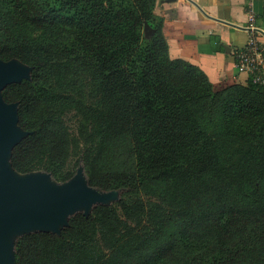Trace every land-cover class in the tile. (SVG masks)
I'll list each match as a JSON object with an SVG mask.
<instances>
[{
	"label": "trees",
	"instance_id": "16d2710c",
	"mask_svg": "<svg viewBox=\"0 0 264 264\" xmlns=\"http://www.w3.org/2000/svg\"><path fill=\"white\" fill-rule=\"evenodd\" d=\"M5 1L4 7L14 1L23 3L0 0V5ZM27 1L47 28L46 36L15 46L0 41V59L14 57L32 67L30 80L19 85L16 93L9 88L2 92L4 101L18 103L17 124L28 131L11 149V168L29 171L33 156L40 153L46 155V170L53 178H69L63 170L71 135L50 105L52 101L46 105L54 90L44 86L48 68L62 62L71 64L72 92L83 96L90 88V98L104 102L100 131L121 145L132 165L115 162L109 154L110 161L91 176L94 168L85 159L89 184L103 190L121 189V198L114 205H95L87 216H71L59 235L49 231L22 235L15 242L16 264H39L28 261L34 244L54 246L81 238L96 222L111 226L118 211L131 223H124L129 234L148 239L163 236L203 196L218 192L214 190L218 185L212 184L204 189L205 194L182 205L164 192L151 202L145 195L147 185H196L213 177L218 157L211 130L226 121L225 109L236 113L237 130L244 131L252 150L242 168L248 180L241 196L263 207L231 210L226 222L228 226L236 223V236H222L213 247L179 254L172 240L160 239L156 264H264V165L251 169L256 158H264V86L248 80L245 85L216 90L200 68L170 58L163 17L154 11L158 0ZM144 23L152 28L151 34L144 31ZM35 53L42 58L30 61ZM236 177L240 176L236 173ZM134 209L141 211L137 214ZM140 263L150 264V257Z\"/></svg>",
	"mask_w": 264,
	"mask_h": 264
},
{
	"label": "rangeland",
	"instance_id": "374dc122",
	"mask_svg": "<svg viewBox=\"0 0 264 264\" xmlns=\"http://www.w3.org/2000/svg\"><path fill=\"white\" fill-rule=\"evenodd\" d=\"M5 4L6 1L0 5V41L2 43L7 46H15L30 42L38 35L46 36L47 28L37 20L36 9L27 0H23V3L14 1L11 7H4ZM161 7L163 6L156 4L154 9L156 14ZM41 58V54L35 53L30 57V61ZM0 60L8 68L22 71L20 77L4 86L0 92L2 97V92L5 89H11V93L14 94L19 90V85L29 81L32 67L14 57ZM70 74L71 64L66 65V62H62L57 66L48 68L47 79L44 82V86L54 90L53 98L48 99L46 105L52 101L50 105L56 108L59 120L71 135L72 145L63 170L64 174L69 175V178L65 181L53 178L46 170L48 165L46 155L40 153L33 156L29 171L25 173L17 172L9 167L7 155L4 156V166L15 178L24 181H39V185L46 190H63L70 182L75 181L78 191L88 193L91 197L87 201L67 208L61 214L60 219L54 223L52 229L45 225L29 227L6 225L2 227L0 237L2 247L7 253V264H16L15 242L22 235L35 230L49 231L59 235L71 216L77 213L87 216L95 205L110 206L119 201L121 189L103 190L89 184L84 170L85 159L94 168L91 176L95 175L98 168L105 167L110 161V156L115 162L122 161L127 164L126 167L132 165L131 159L126 157L121 145L117 142L113 143L105 131H100L103 128L101 123L102 114L105 111L104 102L90 98V88L85 89L83 96L72 92L70 90L72 80ZM233 85L235 84H223L214 87L216 90L224 91ZM4 102L13 107L14 110L18 107V103L15 101ZM96 111H99L100 114H96ZM222 113L226 121L216 126V129L211 130L218 157L213 177L196 185L193 183L189 185L156 183L147 185L145 195L150 198L151 202H155L156 196L158 197L159 193L164 192L176 204L181 205L189 202L195 195L205 194L204 189L211 188L212 184L218 185L214 189L218 192L210 197L203 196V201L199 205H193L188 211L187 217L182 218L169 229H165L163 236L158 239H148L147 237L129 234L124 228V223H131L130 221L128 223L126 217L118 211L109 227L96 222L81 238L73 237L54 246L34 244L33 254L28 261H35L39 264H141L140 262L150 257V264H156L158 255L155 251H157L160 239L172 240L175 251L181 254L182 252L191 253L202 247L204 249L209 245L213 247L222 236H236V223L228 226L226 222L231 210L235 212L236 208L242 207L247 210L262 209L263 204H256L241 196L248 180L247 172L243 173L242 168L246 166V159L252 150L247 146V135L242 129L237 130L239 128L237 126L240 125L236 124V113L233 114L231 110L227 109ZM232 115L235 116L233 120ZM13 129L20 134L25 131L16 124L13 125ZM19 139L15 137L12 144ZM104 154L106 157L102 158ZM261 163L264 165V158H256L251 169H256ZM236 173L240 177H236ZM143 208L144 211L147 210L146 206ZM133 211L138 214L141 209H134ZM232 214L234 213L232 212ZM144 216L145 214H142V217ZM235 216L234 214L233 217ZM82 239L84 242H81ZM84 243L88 244L85 245ZM79 246L86 247L78 250ZM75 249L77 250L72 252ZM120 256L126 258L127 261Z\"/></svg>",
	"mask_w": 264,
	"mask_h": 264
},
{
	"label": "crops",
	"instance_id": "0c3cea01",
	"mask_svg": "<svg viewBox=\"0 0 264 264\" xmlns=\"http://www.w3.org/2000/svg\"><path fill=\"white\" fill-rule=\"evenodd\" d=\"M156 4L163 6L158 15L163 17L170 58L197 66L214 86L247 83V75L235 66L234 53L254 34L247 29L250 16L264 30V0H158Z\"/></svg>",
	"mask_w": 264,
	"mask_h": 264
},
{
	"label": "water",
	"instance_id": "95a60500",
	"mask_svg": "<svg viewBox=\"0 0 264 264\" xmlns=\"http://www.w3.org/2000/svg\"><path fill=\"white\" fill-rule=\"evenodd\" d=\"M144 31L148 34L153 32L147 23H144ZM225 50L229 52L228 47H225ZM21 74V70L10 69L0 60V92L7 83L14 81ZM17 122V109L14 110L6 104L0 95V232L6 225L18 227L45 225L52 229L67 208L87 201L91 196L88 193H80L75 181L70 182L63 190L51 191L42 188L39 181L19 180L11 175L4 166V156H8L11 167L9 162L11 149L28 133L23 130L24 133L20 134L14 130L13 125H18ZM15 137L20 139L12 144ZM7 263V253L2 247L0 237V264Z\"/></svg>",
	"mask_w": 264,
	"mask_h": 264
},
{
	"label": "built area",
	"instance_id": "2783aa9c",
	"mask_svg": "<svg viewBox=\"0 0 264 264\" xmlns=\"http://www.w3.org/2000/svg\"><path fill=\"white\" fill-rule=\"evenodd\" d=\"M254 18L249 17L250 23L247 29L253 32L245 45L234 53L235 66L241 73L247 75V80L253 84L264 86L262 73L263 51H264V30L253 24Z\"/></svg>",
	"mask_w": 264,
	"mask_h": 264
}]
</instances>
